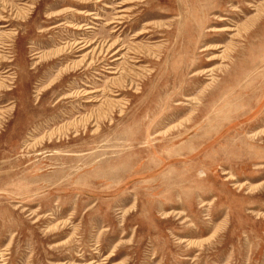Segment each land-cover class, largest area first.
Segmentation results:
<instances>
[{
	"label": "rangeland",
	"instance_id": "374dc122",
	"mask_svg": "<svg viewBox=\"0 0 264 264\" xmlns=\"http://www.w3.org/2000/svg\"><path fill=\"white\" fill-rule=\"evenodd\" d=\"M95 1L0 0V264H264V0Z\"/></svg>",
	"mask_w": 264,
	"mask_h": 264
},
{
	"label": "bare ground",
	"instance_id": "6f19581e",
	"mask_svg": "<svg viewBox=\"0 0 264 264\" xmlns=\"http://www.w3.org/2000/svg\"><path fill=\"white\" fill-rule=\"evenodd\" d=\"M20 1H22V0H20ZM98 2L102 5V7L104 9H110L111 8V5L109 4V0H96L95 1V3H98ZM20 5L28 7L25 3L24 4L22 3ZM250 6L255 7L253 5H250ZM18 10L22 11L25 9H18ZM118 12L124 13L125 10H119ZM13 15H14V19L18 18L15 14H13ZM79 15H83L85 17L92 19V20H98L99 21L97 13H90L89 14V13L83 12V13H80ZM14 19L5 18L2 15H0V29H5L0 34V46H1L0 48L1 49H5L4 48L5 46L6 47L10 46L7 42H11L12 34L7 31V28L10 26V24H9L10 22L15 21ZM121 20H123V17L121 15H119V16L112 18V20L108 22V24H107L108 27L113 26L112 27V29H113L112 33H115L117 31V29L119 28V25L123 24V22ZM90 24L96 26V24L89 22L88 24L84 25L85 26L84 29L82 27L83 25L78 26V29H83L82 31H84V33L89 34L90 31L88 29H93V26H91ZM66 27H70V26H66ZM76 28L77 27H74V29H76ZM224 30L225 31H232V32L235 31V29L232 27L224 28ZM142 34H143V32L140 31L137 33L136 36L139 37ZM92 44H93V41H90L88 36H86V37L85 36H77L76 39L72 40V42H67L65 44V47L67 48L66 50L68 51V54L78 55V56H76L78 59L77 62L86 63L88 61V59L91 58L89 56L96 55V57L98 58L97 64H98V66L101 67L100 71H103L107 75L106 77H104L105 85L103 87V90L106 92V94L108 96L106 101H108L109 103H111L113 105L123 104L122 100L119 99L122 92L124 90H127L128 87L129 88H134V87L132 85H129V86L127 85V87H125L124 84H118L116 81V78H118L120 76L121 77H123V76L129 77V76L133 75V77H131V80L132 81L137 80V77H136V74H134L135 72H134V68L132 67V65L139 63L140 59L143 58V56L141 55L142 54L141 51L139 50V48H135V49L133 48V49L128 50V53L132 56L127 57L128 55H125V54L119 56L121 49H123V48H119L112 53V57L115 56V58H113L112 60H108L105 56L109 52L108 49H109V47H111V45L108 46L107 49H104L101 46L94 47L91 50L84 53L85 50L92 47L91 46ZM109 50H111V48ZM5 59H6V57L4 55H0V70H1L2 63L7 61ZM92 61H93V59L88 64V67L90 65H92ZM119 61H122V62L119 63ZM77 62H72V64H70V65H74ZM138 71H140V70H138ZM119 73H120V76L116 77ZM135 90L137 91V88ZM100 91H102V90L90 88V90H82L79 94H82L83 99H84V103H95V102H98L99 96L97 93ZM186 101H191V99H186ZM95 122H97V121L92 120V118L90 119V124L95 125ZM88 264H99V263H97V261H92L91 263H88Z\"/></svg>",
	"mask_w": 264,
	"mask_h": 264
}]
</instances>
